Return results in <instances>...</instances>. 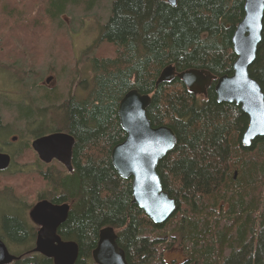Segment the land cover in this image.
Instances as JSON below:
<instances>
[{"label":"trees","instance_id":"trees-1","mask_svg":"<svg viewBox=\"0 0 264 264\" xmlns=\"http://www.w3.org/2000/svg\"><path fill=\"white\" fill-rule=\"evenodd\" d=\"M0 2L7 4L4 20L16 30L11 37L19 46L14 53L10 49L6 59L13 57L23 66L30 54L26 56L21 48H28L32 36H39V46L40 39L48 37V30L33 24V18L44 16L58 28L66 23L60 15L70 13L67 3L79 10L84 4L36 0L35 7L27 0ZM110 6L95 44L101 42L100 49L111 53L100 55L98 49L92 59L94 87L78 98L77 93L70 97L58 87L42 85L34 99L37 103L16 102L11 108L18 124L26 115L33 118L37 105L45 101L43 113L38 112L33 121L43 124L49 115L58 125L31 133L65 131L75 138L73 171H58L62 175L51 197L54 202L71 203L59 234L79 244L75 264H96L92 251L105 226L115 228L129 264H169L162 253L174 242L182 244L186 263L264 264V135L250 145L242 141L248 115L236 102L217 100L216 80L206 94L190 91L178 76L156 85L168 64L179 71L196 67L218 76L231 74L236 58L232 35L244 15V0H177L176 5L167 0H111ZM16 20L18 25L13 26L11 21ZM58 39V47L63 48L58 54L66 55L69 49ZM249 71L264 91V15ZM131 88L151 95L147 113L152 125H168L177 134L175 146L157 167L163 189L176 200L175 211L164 222L156 223L132 202V180L119 175L110 157L113 146L126 136L118 104ZM26 119L22 121L28 123ZM42 175L49 178L48 173ZM3 218L5 238L22 246L14 251L19 257L9 264H54L52 258L31 251L34 236L26 221L12 214ZM159 243L167 248L161 251Z\"/></svg>","mask_w":264,"mask_h":264},{"label":"water","instance_id":"water-1","mask_svg":"<svg viewBox=\"0 0 264 264\" xmlns=\"http://www.w3.org/2000/svg\"><path fill=\"white\" fill-rule=\"evenodd\" d=\"M167 1L171 5L177 3V0ZM263 15L264 0H244V15L232 35L236 58L231 74L217 76L205 68L196 67L179 71L174 64H168L156 80L158 85L178 76L196 94H206L207 88L216 80L217 100L236 102L248 115L249 121L242 137L246 145H250L256 136L264 135V91L249 71L261 40ZM52 78L47 76L45 82L50 83ZM150 102L151 95L137 88L129 89L121 97L118 117L126 136L113 146L110 157L119 175L132 180V202L144 209L155 222H163L175 211L176 200L163 189L157 167L161 158L175 146L177 134L168 125H152L147 113ZM74 144V136L63 131L39 136L32 142L41 159L50 161L56 158L70 171L73 170ZM10 161L11 155L0 151V170L6 169ZM68 212L67 202L54 204L47 199L39 200L30 210L31 218L40 226L31 251L52 258L54 264H75L79 255L78 243L63 240L58 233V227L67 218ZM117 237L113 226L101 228L92 251L97 264H129ZM18 257L0 238V264H9Z\"/></svg>","mask_w":264,"mask_h":264},{"label":"rangeland","instance_id":"rangeland-1","mask_svg":"<svg viewBox=\"0 0 264 264\" xmlns=\"http://www.w3.org/2000/svg\"><path fill=\"white\" fill-rule=\"evenodd\" d=\"M14 1L15 0H9V4H13ZM27 1L30 5L36 7L34 3L36 0ZM80 1L84 3L81 4V10H79L77 5L73 6L71 3L66 4L68 9L66 11L70 13L61 14L60 16L65 19L66 23L58 24V28H61L62 25L64 28L63 31L62 28L58 29L57 26L49 24L44 19V16L33 18V24L43 26L44 30H48V37L43 36L42 39H40L42 45L39 46L36 42L39 36H32L28 48H21L26 56L30 54L24 66L23 63H19V61L15 62L13 57L8 60L6 59L9 50L12 49L11 53H14L17 49L15 47L18 45L12 39V37L15 38L16 30L11 29L10 26L12 27V24L9 23L10 25H8L4 20V11H7V4L0 2V134H2V132L6 134L9 133L8 136L11 134H19L23 138V141L32 131L38 128L43 129L51 125H58V123L53 124L52 120L54 118H51L49 115H47L45 121L42 120L44 121L43 124L33 121L37 120L36 114L38 112L43 113L41 110L46 106L45 101L37 105L38 108H36L33 118L26 119L27 115L25 116V119L30 124L22 121L25 119L18 120L17 124L14 119L13 113L16 112L11 108L13 107L14 109L16 102L22 103L25 101L28 104L33 103L35 96L43 88L42 85H46L50 88L58 87L61 94L64 92L65 95L70 97L73 93H77L78 98L83 97L87 91H90L94 87L92 83V59L101 47V42L95 43L99 38L98 35L102 24L106 22L110 15L111 6L109 7V5L111 0ZM20 4H17L18 8H21ZM10 6L11 5H9V7ZM11 22H13V26L18 25L17 20ZM77 28H79L78 31H76ZM17 32L20 37H23V34L19 31ZM57 32L60 33L58 37L64 41L66 50L69 49L66 55L58 54V51L63 48L62 46L60 48L58 47L59 39L56 34ZM24 38L26 37L24 36ZM104 47H106V45H104ZM99 53L100 55H108L111 51L101 48ZM50 75H52L53 78L50 83H46V77ZM74 77L76 80L73 79ZM34 103H37V101L35 100ZM20 145L21 147L19 148H14L19 146L18 143L12 147L16 152L15 160L18 161L19 164H24L26 161L29 164V161L35 158L34 152L31 147L28 148L23 145L22 142ZM59 169L67 171V168ZM44 173H48L49 178H45L42 175ZM60 173L61 172H58L55 167L10 168L7 171H0V223L1 218L10 206H13V211L18 208L19 212H22L25 207L28 209L29 206L26 205L30 202L29 200H36L37 196L41 194L47 197V200H50V198L57 193L56 180H58V175ZM55 176H57L55 180L50 179ZM12 186L16 188L14 187L12 190H10L11 188H5ZM14 206L16 207L14 208ZM27 213L22 212V215ZM6 215L10 214L6 213L5 216ZM5 237L6 236L0 235V238L3 239L4 242L6 240L5 243L10 246L7 245L10 252L14 253L15 250H20L22 246L10 244L6 239L7 237ZM159 245H162V243H159ZM181 245L182 244L178 242H174L171 249L163 252L162 256H164L166 261L172 264L182 263L185 256ZM162 248L161 251L167 248V244H163Z\"/></svg>","mask_w":264,"mask_h":264},{"label":"flooded vegetation","instance_id":"flooded-vegetation-1","mask_svg":"<svg viewBox=\"0 0 264 264\" xmlns=\"http://www.w3.org/2000/svg\"><path fill=\"white\" fill-rule=\"evenodd\" d=\"M206 69V68H205ZM208 70V69H207ZM216 75V74H215ZM218 76V75H217ZM216 83V82H215ZM208 89V88H207ZM6 129V128H5ZM4 129V130H5ZM3 130V131H4ZM49 133H52V132H45L43 134H40V135H34L32 133H30V135L22 141V137L19 135V134H11L10 136H8V134L6 133H3L0 134V151L1 152H5V153H8L11 155V162L9 164V166L7 167V169H4V170H0V171H7L8 169L10 168H56L58 171H62V169H59V168H67L65 164H63L61 161H59L58 159L56 158H53L51 159L50 161H46V160H43L39 157L37 151L33 148L32 146V142L34 139H36L37 137L39 136H42V135H46V134H49ZM7 135V136H6ZM22 142L23 145L27 146L29 148V146L32 148L33 152H34V160H31L29 161V164L28 162L26 161V163L24 164H19L18 161L15 160V151L12 149V147L18 143V147H14V148H19L21 147L20 143ZM60 164V165H59ZM72 165H73V161H72ZM18 170V169H17ZM45 194V193H44ZM43 199H47V197H44L41 195L37 196L36 200L31 204H27L26 206H29L28 209L27 207H25L24 211L22 212H28L27 214H24L22 215V212H19L18 208L17 210L14 209V211L12 210V207L10 206V208L8 210H6V213L7 214H12L14 216H19L21 217L24 221H26L27 225H28V229L30 230V232L32 233V235L34 236V240H33V247L31 248V250L35 247V241H36V236H37V232L39 230V225L37 223H35L33 221V219L31 218L30 216V210L31 208L33 207V205L38 202L39 200H43ZM49 200V199H48ZM52 203L54 204H61L63 202H54L53 199L50 198V200ZM69 204V211L71 209V203L68 201L67 202ZM16 206H14L15 208ZM5 213V214H6ZM5 214L3 215V217L5 216ZM69 214V212H68ZM1 218V223H0V235H8L7 234V231L5 229V226H4V223H3V220L4 218ZM68 217V216H67ZM67 219V218H66ZM65 219V220H66ZM64 220V221H65ZM63 221V222H64ZM62 222V223H63ZM61 223V224H62ZM60 224V225H61ZM60 225L58 227V233H59V228H60ZM60 235V234H59ZM62 238V237H61ZM63 239V238H62ZM64 240V239H63ZM6 242V240H5ZM8 245V244H7ZM13 245H16V244H13ZM79 245V244H78ZM9 246V245H8ZM10 247V246H9ZM125 251V250H124ZM126 254V253H125ZM127 258V257H126ZM93 259V257H92ZM94 261V259H93ZM95 262V261H94ZM168 262V261H167ZM96 263V262H95ZM169 264H172L170 262H168ZM97 264V263H96ZM175 264H187L185 262V258H184V261L182 263H175Z\"/></svg>","mask_w":264,"mask_h":264},{"label":"bare ground","instance_id":"bare-ground-1","mask_svg":"<svg viewBox=\"0 0 264 264\" xmlns=\"http://www.w3.org/2000/svg\"><path fill=\"white\" fill-rule=\"evenodd\" d=\"M51 77H53L52 75H51ZM11 162V161H10ZM148 215V214H147ZM153 220V219H152ZM168 220V219H167ZM166 221V220H165ZM164 222V221H163ZM156 223H159V222H156Z\"/></svg>","mask_w":264,"mask_h":264}]
</instances>
